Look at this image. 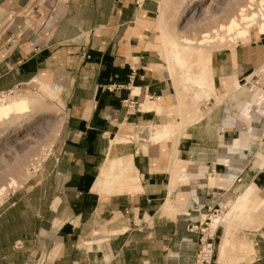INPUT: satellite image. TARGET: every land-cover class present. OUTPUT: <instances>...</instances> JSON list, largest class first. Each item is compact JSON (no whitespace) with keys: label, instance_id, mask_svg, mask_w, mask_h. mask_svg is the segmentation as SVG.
<instances>
[{"label":"crops","instance_id":"0c3cea01","mask_svg":"<svg viewBox=\"0 0 264 264\" xmlns=\"http://www.w3.org/2000/svg\"><path fill=\"white\" fill-rule=\"evenodd\" d=\"M160 2L0 0V94L39 82L64 112L37 175L0 210V264H196L212 210L264 198V116L230 119L225 104L264 66V36L211 52L212 89L194 95L209 111L169 142L181 131ZM250 236L248 264H264V230Z\"/></svg>","mask_w":264,"mask_h":264},{"label":"rangeland","instance_id":"374dc122","mask_svg":"<svg viewBox=\"0 0 264 264\" xmlns=\"http://www.w3.org/2000/svg\"><path fill=\"white\" fill-rule=\"evenodd\" d=\"M186 1L161 0L160 2L163 24L162 29L158 30L164 41L171 42V44L166 43L165 47L169 49H165V52L162 51L161 47L157 50L168 72L169 64L166 54L169 60H172L175 57L172 53L179 50V54L184 58V63L180 67H173V65L172 68L170 67L177 91L176 94L178 95L177 108L173 109L175 112L172 115L178 122L171 124L172 126H178L181 133L169 139V142L171 140L175 141L181 136L183 130L191 124L192 117L196 118L204 111H209L208 107L203 108L204 104L202 102L198 103L199 100L194 95L197 90L212 89V87L205 85L209 79L211 65L209 57L211 52L213 51L215 54L224 50L234 51L236 47L248 45L264 36L257 35L255 29L258 26L255 25L250 29L245 39H242L239 32L243 29V24L238 26V31L232 33L225 30L219 34L211 33L217 31L219 25L227 24L230 17L237 18L238 11L244 6L252 7V10H248V12L255 13L260 20L263 19L264 0H202L203 2L196 0L195 14L185 13L183 6L179 12L180 19L175 22L177 18L175 8L178 4H184ZM165 19H167L168 24L164 22ZM204 32L212 37V40H204L207 41L204 46L188 45L189 47L185 48L176 46V41L185 43V39H192L196 42L202 37L201 33ZM262 67L264 68V66ZM181 78L184 80H181ZM45 92L40 87L39 82H35L5 94L7 98L9 97L10 104L12 101H17L19 97L24 96L32 97L35 100L34 102L41 101V106L47 111V116L36 122H31L30 117H24L27 122L31 123L21 129L3 126L4 124L2 125V122H0V130H4L5 134L4 138L0 140V186H4V190L0 192V210L6 207L5 202L11 192H17L27 180L37 175L36 172L49 155V149L59 135L64 116L63 105L57 93L49 96ZM227 94L225 102L227 118L241 119V113L244 119H249L253 113L257 114L259 111L261 112L258 114L264 116V90L260 86L256 90L251 87V83L246 85L244 80L238 89L227 91ZM260 97H263V99L259 101ZM159 103L161 104V102ZM32 109L29 116L34 113V109ZM168 112L163 110L161 114L158 113L162 116L163 123L173 121ZM138 137H142V135H138ZM260 155L262 158L259 159L264 161V154L260 153ZM240 195V192L235 194V198L227 205V210L223 214L212 210L205 219L207 223L203 221V226L208 230H203L201 239L205 237L204 239L213 240L210 241L214 248L212 264H218L220 259H222V264H248L254 260L255 241H252L250 235L260 232L262 229L264 230V198L260 202H254L252 201L253 195L250 198L252 204L246 205L245 210L241 213V211L236 212L235 204L232 205ZM224 213L227 215L224 216ZM214 218L218 220L217 223L212 224ZM220 226L224 229V235L222 236L219 231L216 237L209 239V236H212L211 232ZM222 247L224 253L221 255L220 248L222 249Z\"/></svg>","mask_w":264,"mask_h":264},{"label":"bare ground","instance_id":"6f19581e","mask_svg":"<svg viewBox=\"0 0 264 264\" xmlns=\"http://www.w3.org/2000/svg\"><path fill=\"white\" fill-rule=\"evenodd\" d=\"M201 2H203V1L201 0ZM195 4H196V0H187L184 4L183 3L178 4L177 7L175 8V16L177 17L175 22L179 21V19H180L179 12L183 6L185 8V10H184L185 13H191L192 15L195 14V11H196V9H195L196 5ZM263 8H264V6H263ZM248 10H252V7H246V6L242 7L238 11L237 18L230 17L227 24L219 25L217 31H213L211 33L219 34L220 32H222L224 30L228 33H232V32L238 31V29H237L238 26L240 24H243L244 25L243 29H241L239 32V35L241 36L242 39H245L247 34H249L250 29L255 25L258 26V27H256L257 29H255V30H257V35H259V36L264 35V18L260 20V18H258V16L255 13H249ZM201 34H202V37H200V39L197 40L196 42H194V40L188 39V45H196V46L198 45L199 47H202L207 42L204 40H206V39L212 40V37H209V35H207L206 32L201 33ZM172 54L175 56L174 57L175 66L180 67L184 63L183 56L179 54V50L177 52L176 51L173 52ZM8 98L6 97V99H4V101H2L0 103V122H2L1 123L2 125L4 124L3 126H7V127L11 126L14 129H21L25 125H29L31 122H36L37 120H40L41 118H44L47 116V111L44 109L43 106H41V101L34 102L35 100L32 97L24 96V97H19V99L17 101H12L10 104V102L8 101ZM261 99H263V97H260L259 101ZM33 107H35V108H33ZM36 108H39V109H36ZM31 109L34 111V113L29 116ZM24 117H30L31 122H27L24 119ZM22 123H24V125H22ZM1 130H0V140L3 139L4 135H5L4 130H2V131ZM168 132H169V130H167L166 127H164L161 129L160 132H158L154 135H149V133H147V135L149 137L148 141L151 143L161 142L162 139H164L166 136H168ZM3 190H4V187L0 188V192ZM251 196H252L251 192L244 194L242 197L243 199L241 201L242 204H245V202ZM217 220H218L217 218H214L212 224L217 223ZM215 231L216 230H214L213 233ZM223 253H224V249L222 247V249L220 248V254L222 255ZM221 258H222V256H221ZM218 264H222V259H220Z\"/></svg>","mask_w":264,"mask_h":264},{"label":"built area","instance_id":"2783aa9c","mask_svg":"<svg viewBox=\"0 0 264 264\" xmlns=\"http://www.w3.org/2000/svg\"><path fill=\"white\" fill-rule=\"evenodd\" d=\"M245 83L246 85L251 83V87L256 90H258L259 86L264 90V68L262 67L256 73H253L249 77V80H245ZM4 99H6V95L0 94V103L4 101ZM204 238L205 237H202L200 240V250L197 255L196 264H212L213 261L214 248L212 242H210L213 240H207ZM210 238L212 237L209 236V239Z\"/></svg>","mask_w":264,"mask_h":264}]
</instances>
